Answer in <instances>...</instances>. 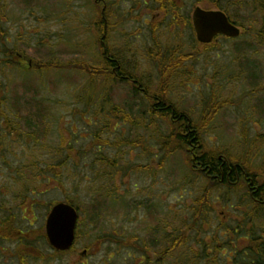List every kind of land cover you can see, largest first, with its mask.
<instances>
[{
	"label": "rangeland",
	"instance_id": "obj_1",
	"mask_svg": "<svg viewBox=\"0 0 264 264\" xmlns=\"http://www.w3.org/2000/svg\"><path fill=\"white\" fill-rule=\"evenodd\" d=\"M177 1L179 4L182 3V0ZM183 1L185 15L192 14L196 6L215 8V0ZM245 1L250 3L253 0ZM109 2L115 4L113 9L121 16L112 18L113 23H116L110 36L112 48L118 51V54H122L127 51L128 45L140 47L141 58L139 59V55L132 58L129 53L127 57H123L124 65L130 66L129 59L135 60L137 64L140 62L137 74L140 76L145 74L141 76H145L144 78L150 77V81L153 82L150 91L159 90L163 86L158 82L159 71L156 70L155 64L146 59V47L151 45V41L146 37L147 33L142 34L145 41L130 35L133 27L124 23L122 3L120 0ZM132 4L133 1L125 5ZM0 6L2 8L0 11L4 15L3 28L7 30L11 40L8 45L24 50L19 52L31 58L33 63L70 65L82 61L104 70L107 68L105 50L102 52L99 49L98 37H102L101 28L95 27L99 15L96 0H2ZM241 8L243 10L241 14L246 15L244 6ZM228 10L235 13L232 7H228ZM159 36L164 46L178 45L176 40L178 37L184 47L181 51L188 53L194 51L192 40L194 35L187 24L171 28L166 24L164 29L160 30ZM249 37L245 36L243 39ZM23 40L28 45L22 44ZM219 41L215 42L219 46L217 49L211 48L210 52L201 53L196 64L194 62L189 64L188 68L193 72L189 80L174 79L171 82L166 88L167 96L171 103L177 106L178 111L189 115L191 120L189 123L192 126L190 132L200 128L198 123L203 115V109L209 104V99L215 100L216 103L222 100L231 102L210 122L207 131L199 139V145L203 146V151L212 149L219 153L241 152L244 148L242 146L245 134L253 140L251 157L254 155L255 163L263 166L264 140L262 138L261 142H256L254 138L256 134L264 135V116L260 112L261 108L256 107V104L264 99V92L259 91L250 95L254 90L253 84L242 73L243 70L237 67V63L232 61L234 40L219 38ZM255 47L257 50L254 53L252 49L251 54L258 66V74L262 72V76L258 77L263 86L264 45ZM198 50L203 52L206 49L200 47ZM1 56L4 58V55ZM10 60V67L0 68V86L3 87L1 94L5 97L7 109L10 107L12 110L15 109L10 117H15L18 111L22 118L21 125L17 124L19 120L11 119L12 123L21 128L23 134L37 133L33 135L35 139L33 141L29 138L18 143L12 140L14 142L12 154L7 156L12 168L2 169V172H8L6 173L9 178L8 186L17 187L13 177L17 175L15 168L19 164L22 168L23 165L42 159L41 156L46 160L52 157L50 152L53 151V147L61 150L66 143L71 144L87 152L77 160V164L70 162L62 184L53 179L48 180V177L44 178V181L32 183L35 184L34 187L37 184L39 193L42 191L44 193L36 195L33 199L35 211L29 212L26 216L34 222L33 228L38 229L42 225L45 228L48 206L51 202H63L70 198L82 211L79 219L81 233L82 228L86 229L84 225L89 226L90 209L99 215V219L96 220V225L89 226L88 233L92 234L89 239L82 237L77 239L76 254L69 253L62 258L46 261L38 259V256L41 253L51 256L55 251L45 240L33 249L36 255L21 243L5 242L0 243L3 254L0 264H139L142 258L141 246L145 244L153 246L155 243L162 247V240L167 235L172 237L171 234L180 232V229L185 230L186 225L189 227L192 220L191 205L201 196V191L207 183L206 179H199L190 172L186 159L188 155L191 159L194 156V149L189 150L191 146L177 151L163 168L158 166L155 160H159L162 154L156 155V152L159 153V150H156L158 141L156 136L163 134L166 128L159 129L155 126L148 128L145 122L152 120L151 114L145 115V110L131 109L132 98L126 89L136 88V83L133 87L107 74L98 73L92 77L73 68L41 70L37 66L35 69H27L13 63L12 60L15 59L11 56ZM36 98L43 100L49 110L42 119L45 130L42 128L40 132L38 131L40 125L36 123ZM156 99L162 102L158 95ZM117 104L122 107V111L115 114L112 108ZM155 108L156 111L160 109L159 105ZM129 115L135 121L123 120ZM170 120L174 122V117L172 116ZM160 123L167 124L165 120H160ZM156 126L159 127L157 124ZM7 134L9 138L11 136L10 139L16 137L15 131ZM97 135L103 140L117 142L120 145L117 148L95 145ZM43 136L45 142L51 146L49 151L45 148L40 149V146L36 148V139L42 140ZM195 146L198 144L193 147ZM87 147L91 148L90 152ZM108 156L113 160L115 158L116 163L97 160L98 157ZM52 158L55 161V157ZM41 164V161L37 162L38 171ZM136 166L143 168L137 169ZM75 174L79 176L78 179H74ZM18 186L21 187L20 184ZM17 192L18 189L13 190V193ZM238 195L235 193L232 196L230 204L224 202L222 205L220 200L216 202V210L209 218L213 230L221 219L230 222V219L236 217L232 204H236ZM28 198L31 199L32 195L29 194ZM21 226L25 229L31 228L29 220L22 221ZM111 233L117 238L132 241L134 245L122 246L113 241L106 242L98 252L90 256L82 255V252L87 250L86 246L94 242L97 236ZM149 253L154 263L162 260L155 250Z\"/></svg>",
	"mask_w": 264,
	"mask_h": 264
},
{
	"label": "trees",
	"instance_id": "obj_2",
	"mask_svg": "<svg viewBox=\"0 0 264 264\" xmlns=\"http://www.w3.org/2000/svg\"><path fill=\"white\" fill-rule=\"evenodd\" d=\"M1 2L2 0H0V3ZM170 3L173 2L171 1ZM170 3L168 4V1H163V5L167 8ZM214 3L215 7L225 10L230 18L243 29V34L240 38L234 39V58L232 61L237 63V67H240L241 71L243 70L242 73L245 74L246 78H248L253 84L254 90L250 95H254V93L259 91L264 92V85L261 86L258 77L262 76V72L258 74V66L255 64V61H253L254 56L251 54L252 49L254 50V53L257 50L255 47L256 45L259 47H263L264 45V0H253L250 3L245 0H215ZM96 5L99 15L95 27H99L103 31V6L100 3H96ZM173 6V10H176V6L174 4ZM242 6H244L246 10V15L241 14L243 13ZM228 7H232L235 13L233 14L228 10ZM0 9H2L1 6ZM2 17H4V15L2 11H0V68L10 67V56L12 57V55H16L19 51H24L8 45L11 40H9L7 30L3 28ZM183 24H187L188 27L191 25L187 22L182 23V25ZM157 33V30L153 31L154 54H151L149 49L146 57L148 62L151 61L155 64L156 70L159 71L158 82H160L159 85L163 86L162 88H159V90L152 91V89L150 91L149 89V93L158 95L162 100V102H159L160 104H157L155 98L152 96L150 97L137 90L134 87V84L131 83L130 78L123 80L117 75L115 77L114 74L108 70L109 66L104 70V68H98L82 61L70 63V65L62 63L45 64L43 62H34L36 66L34 65L33 69L37 66L41 70H46L47 68H73L88 73L92 77L98 73L103 75L107 74L109 77L111 76L115 79L117 78V80L119 79L126 85H132L134 87L133 89L129 87L126 89L132 98L130 100L131 109L136 111L145 110V115L151 114L152 120L145 122L148 128H153L154 126L159 129H163V127L166 128V131L163 134L160 133L159 136H156L158 139L156 150H159V153L156 152V155H162L159 160L156 159L155 161L161 168L166 165L168 160L176 154L177 151L188 148L191 146L189 145L191 142H193L194 145L198 144L194 149H196L197 160L199 161L200 167L197 166L198 168H195L193 166V160L190 155H188L186 160L190 166V172L195 174L199 179L205 178L207 183L201 191V196L195 199L191 205V223L189 224V227L186 225L185 230L180 229V232L171 234L172 237H168L167 235L166 238L162 240V247H159L158 244L155 243L153 246L150 244L141 246L142 258L139 264H264V165L261 166L256 164L253 158L255 156L252 155L253 157H251L253 152L251 141L253 140L244 134V143L242 146L244 148L241 152L234 151V153H227L223 151L222 153H219L212 149L203 151L204 148L202 145H199V139L203 137L207 128L210 126V122L219 114L220 110L231 104V102L222 100L220 103H216L214 102V99V101L209 99V104L206 106L207 108L205 107L203 109V115L199 121L200 123H198L200 128L195 132L194 130L190 132L192 126L189 123V121H191L189 115H184V113L178 111V109H176L177 106L172 104L167 96L166 88L174 79H190L193 74L192 70L188 68L190 63L194 62V64H196L201 53L205 54L210 52L209 50H211V48L214 50L219 46L216 45L217 43L208 45L199 44L194 35L192 38L193 46L195 47L194 51H190L189 53L187 51L183 52L181 50H183L184 47L178 40V37L176 39L179 43L178 45L172 47L167 45L165 47ZM245 36L250 37L248 39H243ZM223 39L229 40L225 38ZM22 44H27V42L23 40ZM99 44V49L103 52L102 44L100 42ZM200 47H204L206 50L200 52L198 50ZM1 55H4V58ZM117 58L119 59V57ZM104 59L107 63L109 62L107 58ZM121 61L123 60L120 59V62ZM137 73L138 72H136V75L142 78L141 81H143L145 76H141L145 74L140 76ZM146 81L150 84V77H148ZM2 90L3 87L0 86V160L7 167H11V164L7 161V156L12 154L11 148L12 145H14V142L16 141V143H18L22 140L27 141L28 138L30 141H33L35 140L33 135H36L37 132L35 134L33 132L23 134V130L12 123L13 121L11 119H14L15 121L19 120L17 124L21 125L22 118L18 115V111L15 117H10L11 112L15 109L12 110L11 107L9 110L7 109L5 97L1 94ZM35 105L37 107L36 123L40 125V129L38 130L40 132L42 128L45 130L42 119L49 110L43 100L39 98H36ZM156 105H159L160 107L158 111H156ZM14 106H16V104H14ZM256 107L261 108L260 112H262V115L264 116V99H262L260 103H257ZM120 111H122V107L118 104L112 108V112L115 114ZM118 115L119 114H117V116ZM172 116L174 117V122L170 120ZM26 118H23V120H26ZM132 119L133 117L131 115L123 118L125 122L135 121ZM159 119L165 120L167 124H161ZM175 119H178V121H175ZM137 124H139V122H137ZM156 124L159 125V127H157ZM14 131L16 132V137L10 139L11 136L9 138L7 133H13ZM262 138L264 140V135L256 134L254 139L256 142H261ZM12 140L14 142H12ZM36 141V148L40 146V149L45 148L46 150L48 149V151L50 150L51 146L45 142L44 136L42 140L36 139ZM96 141L95 145H104L107 148H117L120 145V143L117 142L103 140L100 135L96 136ZM57 148L58 147H53V151L50 152L52 157H55V161L52 157L44 160L43 156H41L42 159L39 158L32 164L28 163L27 165H23L22 168L19 164L15 168L17 174L23 172L17 180H22L20 185L24 186L26 194H29L32 191H35L36 195L43 194V191L39 193L37 184L36 187H34L32 182L40 180L44 181L43 179L46 177H48V180L53 179L62 184L64 173L66 172L67 167L69 168L70 162H75L77 164V160L81 159V156L87 152L86 150H79L75 146L73 147L71 144L67 143L61 150L60 148ZM87 149H89L88 152H90L91 148L87 147ZM220 156L222 157L221 159ZM97 160L101 162L109 161L116 163V159L114 158L113 160L110 156L98 157ZM38 161H41L42 163L39 171L37 168ZM136 168L143 167L136 166ZM28 172L30 174H28ZM16 178L17 176L15 177V180ZM78 178L79 176L75 174L74 179ZM235 193L239 194L236 204H232L234 208L233 211H236V217L230 219V222L221 219L219 225L213 230L209 218L214 210H216V202L220 200L222 205H224V202L230 204L232 196ZM65 200L78 207V205L70 198H66ZM52 203L53 202L48 206V210ZM78 210L80 213L82 212L79 207ZM90 210L88 224L89 226H94L97 223L96 220L99 219V215L95 214L93 209ZM89 226L87 224L84 225L86 229L83 230L82 228V234L79 223L77 239L79 237L85 239L91 237L92 234L90 232L88 233ZM35 234L36 245L44 240L47 241L43 226H40L38 229L36 228ZM112 241L122 246L134 245L132 241L117 238L112 233L107 235L100 234L96 237L94 242H90L89 246H86L88 255L90 256L96 251L98 252L104 243ZM28 243L33 246V243ZM152 250H155L157 254H160L159 256L162 260H158L154 263L151 260V253H149ZM76 251V247H74L71 251H67V253L76 254ZM67 253L61 254L55 252L51 256L41 253L38 256V259L51 261L55 258H62L64 255H67Z\"/></svg>",
	"mask_w": 264,
	"mask_h": 264
},
{
	"label": "flooded vegetation",
	"instance_id": "obj_3",
	"mask_svg": "<svg viewBox=\"0 0 264 264\" xmlns=\"http://www.w3.org/2000/svg\"><path fill=\"white\" fill-rule=\"evenodd\" d=\"M131 1H133L131 6L125 5ZM163 1L164 0H120V3L123 5V7H121V13L123 15L124 23L131 24L133 27V31L130 32V35L136 39L141 38L144 40L142 34L147 33L146 37L151 41V45L146 47V55L149 49L151 54H154L153 31L157 30V35L159 36L160 30L164 29L166 24L168 28H171L175 25H182V23L185 22L189 23L190 13L185 15L186 12H183V0L181 4H179L177 0H165L168 1V4L171 1L173 2L170 3L168 8L163 5ZM97 2L103 6L102 14L104 16V22L102 27L104 28L102 43H104L103 50H105V58H107L109 61V70L114 74L115 77L116 75L119 76L120 79L127 80L130 78L132 84L136 83L135 86L137 90L147 94L150 97L152 96L155 98V102L160 104L159 102L161 101H157L156 99L157 95L152 93L149 94V89L153 88V82L150 81V84H144L136 75V72L139 71L138 68L140 66V62L137 64L135 60L129 59L131 61L130 66L125 67L124 65L123 57H127L129 53L132 55V58L139 55L140 59V55H142L141 48L135 45H128L126 48L127 51L125 53L118 54V51H115L110 44V36L115 29L113 25L116 24L113 23L114 21H112V18H115V16L119 18L121 17L117 13V10L113 9L115 4H110L109 0H97ZM173 4L176 6V10H173ZM117 57H119V59ZM120 59L123 61L120 62ZM189 145H193V143L191 142ZM194 153H196L195 149ZM196 166L200 167V164L197 162ZM6 173L8 172L0 171V243H21L25 245L28 250H30V252L36 255V251L33 250L36 249V228H33L34 222L30 220V217L26 216L29 212L32 213L35 211L36 205L33 199L36 197V192H30L29 194L32 195V198L29 199V194H26L24 186H18V184L22 183V180H17L18 178L14 180L16 181L17 187H9V178ZM19 175H21L20 172L17 174V176L19 177ZM13 179H15V177H13ZM15 189H18L17 193H13V190ZM25 220H29V225L31 228L25 229L24 226H21V222ZM28 242L33 243V246H31ZM1 252L2 251L0 248V261L3 259V254Z\"/></svg>",
	"mask_w": 264,
	"mask_h": 264
},
{
	"label": "water",
	"instance_id": "obj_4",
	"mask_svg": "<svg viewBox=\"0 0 264 264\" xmlns=\"http://www.w3.org/2000/svg\"><path fill=\"white\" fill-rule=\"evenodd\" d=\"M192 23L201 43L212 42L217 35L239 37L241 29L235 25L224 11L207 10L196 7L193 10ZM32 66L31 59H28ZM79 212L67 202L58 203L48 216L46 232L51 244L62 251L71 249L76 239Z\"/></svg>",
	"mask_w": 264,
	"mask_h": 264
}]
</instances>
